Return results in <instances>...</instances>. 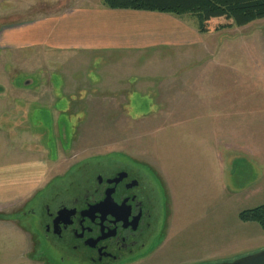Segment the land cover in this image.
<instances>
[{
    "label": "rangeland",
    "instance_id": "374dc122",
    "mask_svg": "<svg viewBox=\"0 0 264 264\" xmlns=\"http://www.w3.org/2000/svg\"><path fill=\"white\" fill-rule=\"evenodd\" d=\"M75 3L85 0H0V27ZM197 34L180 49L126 57L0 49V171L43 159L41 190L114 156L161 182L152 245L162 240L127 264H207L264 249V230L237 217L264 203V18ZM30 198L0 212V264H44L22 214Z\"/></svg>",
    "mask_w": 264,
    "mask_h": 264
},
{
    "label": "flooded vegetation",
    "instance_id": "af4514ba",
    "mask_svg": "<svg viewBox=\"0 0 264 264\" xmlns=\"http://www.w3.org/2000/svg\"><path fill=\"white\" fill-rule=\"evenodd\" d=\"M118 158L76 166L28 200L22 214L44 264H127L160 243L152 245L163 225L161 182Z\"/></svg>",
    "mask_w": 264,
    "mask_h": 264
},
{
    "label": "crops",
    "instance_id": "0c3cea01",
    "mask_svg": "<svg viewBox=\"0 0 264 264\" xmlns=\"http://www.w3.org/2000/svg\"><path fill=\"white\" fill-rule=\"evenodd\" d=\"M88 2L90 1L85 0L84 4L75 3L56 13L2 25L0 49H42L71 55L107 56L118 53L116 55L126 57L127 54L151 48L180 49L188 46L198 35V27L193 19L169 13L111 9L104 6L102 0L97 3ZM188 21H191L190 24ZM50 84L54 90L51 81ZM27 91L28 95H36L29 89ZM38 97L44 98V94L41 93ZM46 173L47 164L43 159L18 169L13 166L2 169L0 212L29 196L32 197L40 189Z\"/></svg>",
    "mask_w": 264,
    "mask_h": 264
},
{
    "label": "trees",
    "instance_id": "16d2710c",
    "mask_svg": "<svg viewBox=\"0 0 264 264\" xmlns=\"http://www.w3.org/2000/svg\"><path fill=\"white\" fill-rule=\"evenodd\" d=\"M102 4L111 9L189 14L197 19L201 33L241 27L264 18V0H102ZM218 18L225 19V23H215ZM237 217L241 222L257 223L264 230V203L241 210Z\"/></svg>",
    "mask_w": 264,
    "mask_h": 264
},
{
    "label": "water",
    "instance_id": "95a60500",
    "mask_svg": "<svg viewBox=\"0 0 264 264\" xmlns=\"http://www.w3.org/2000/svg\"><path fill=\"white\" fill-rule=\"evenodd\" d=\"M207 264H264V249L239 256L232 260H224Z\"/></svg>",
    "mask_w": 264,
    "mask_h": 264
}]
</instances>
